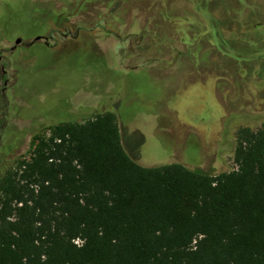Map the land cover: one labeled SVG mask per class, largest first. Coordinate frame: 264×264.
<instances>
[{
	"label": "rangeland",
	"instance_id": "obj_1",
	"mask_svg": "<svg viewBox=\"0 0 264 264\" xmlns=\"http://www.w3.org/2000/svg\"><path fill=\"white\" fill-rule=\"evenodd\" d=\"M103 112L142 166L235 169L236 130L264 128V0H0V178Z\"/></svg>",
	"mask_w": 264,
	"mask_h": 264
},
{
	"label": "trees",
	"instance_id": "obj_2",
	"mask_svg": "<svg viewBox=\"0 0 264 264\" xmlns=\"http://www.w3.org/2000/svg\"><path fill=\"white\" fill-rule=\"evenodd\" d=\"M234 136L210 174L138 164L114 113L54 125L0 178V264H264V128Z\"/></svg>",
	"mask_w": 264,
	"mask_h": 264
},
{
	"label": "flooded vegetation",
	"instance_id": "obj_3",
	"mask_svg": "<svg viewBox=\"0 0 264 264\" xmlns=\"http://www.w3.org/2000/svg\"><path fill=\"white\" fill-rule=\"evenodd\" d=\"M42 38V37H41ZM17 39H19V38H17ZM16 39V40H17ZM43 39H45V38H43ZM16 40L14 41V47L12 46V47H10L9 49H8V51L7 52H12V51H14L15 49H17L18 48V46H17V44H19V43H16ZM46 44L48 45V43L46 42ZM30 45H32V43H30V44H28L27 46H30Z\"/></svg>",
	"mask_w": 264,
	"mask_h": 264
},
{
	"label": "water",
	"instance_id": "obj_4",
	"mask_svg": "<svg viewBox=\"0 0 264 264\" xmlns=\"http://www.w3.org/2000/svg\"><path fill=\"white\" fill-rule=\"evenodd\" d=\"M42 38L41 37H36L34 38L35 41H38V40H41ZM16 43H20V39H17L16 40Z\"/></svg>",
	"mask_w": 264,
	"mask_h": 264
},
{
	"label": "clouds",
	"instance_id": "obj_5",
	"mask_svg": "<svg viewBox=\"0 0 264 264\" xmlns=\"http://www.w3.org/2000/svg\"><path fill=\"white\" fill-rule=\"evenodd\" d=\"M77 243H78V241H77Z\"/></svg>",
	"mask_w": 264,
	"mask_h": 264
}]
</instances>
